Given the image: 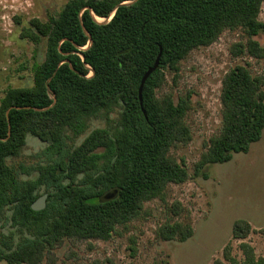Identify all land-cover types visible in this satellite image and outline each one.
I'll return each instance as SVG.
<instances>
[{
	"label": "trees",
	"instance_id": "1",
	"mask_svg": "<svg viewBox=\"0 0 264 264\" xmlns=\"http://www.w3.org/2000/svg\"><path fill=\"white\" fill-rule=\"evenodd\" d=\"M125 2L134 3L119 7L107 24L94 21L89 10L79 19L88 7L98 19H106ZM263 3L70 0L59 18L46 23L33 19L22 29V39L35 44L46 41V54L34 71L33 86L8 90L0 105V211L12 206L15 224L48 225L39 238L25 240L5 255L7 264H40L45 252L65 239L107 241L118 227L138 219L145 203L162 198L169 185L189 179L185 167L170 152L192 139L186 123L190 101L189 97L182 98L174 104L171 96L157 97L164 83V68L177 71L191 51L212 45L226 30L242 29L250 38L246 46H235L236 56L247 50L255 59H263L264 49L251 39L264 32V23L259 20ZM81 24L92 40L85 51L79 49L86 48L90 39ZM160 53L159 68L144 85L141 107V80ZM51 78L48 87L56 97L55 104L47 91ZM262 84V79L244 66L225 75L222 128L209 140L195 166L197 172L207 165L229 162L234 154L248 152L260 140L264 130ZM113 108L120 110L114 135L95 130L78 147L66 150L69 130L79 132L87 119ZM28 136L54 148L58 159L39 169L36 182L18 184L6 162L21 155ZM99 149L105 150L108 162L96 172L99 157L95 152ZM79 176L82 179L76 182ZM40 186L52 192L47 208L35 212L31 206L39 199L36 192ZM113 191L115 197L104 200ZM251 233L250 224L244 220L233 227L234 240H245ZM192 234L189 224H166L158 232L164 241H185ZM240 250L242 259L233 256L228 245L223 260L214 264H264V258H257L250 244L242 243Z\"/></svg>",
	"mask_w": 264,
	"mask_h": 264
},
{
	"label": "rangeland",
	"instance_id": "2",
	"mask_svg": "<svg viewBox=\"0 0 264 264\" xmlns=\"http://www.w3.org/2000/svg\"><path fill=\"white\" fill-rule=\"evenodd\" d=\"M69 1L0 0V105L8 90L33 86L34 71L45 59L46 41L35 44L22 39V29L29 27L33 19L46 23L59 18ZM259 20L264 23V3ZM249 39L242 29L226 30L212 45L191 51L178 64L177 71L164 68V83L157 90V97L171 96L174 104L182 98L189 97L190 101L186 123L192 139L170 152L185 167L189 179L183 184L169 185L162 198L145 203L141 216L126 227H118L109 240L65 239L45 252L40 264H214L223 260L228 245L232 246L233 256L242 259V243L250 244L257 258H264V130L248 152L234 154L224 164L207 165L200 172L195 168L209 140L222 128L221 91L225 75L237 66L247 67L254 77L262 79L264 93V58L255 59L247 50L240 56L234 54L235 46H246ZM251 39L264 49L263 31ZM119 112V108L108 113L100 111L87 119L83 130H69L66 150L78 147L95 130H107L114 135ZM95 154L99 157L98 172L107 165L108 158L104 149ZM57 159L54 148L28 136L21 155L8 159L6 164L16 182L25 184L36 182L39 169L53 165ZM81 179L79 176L76 182ZM51 192L45 186L36 192L39 198L47 195L46 208ZM13 213L12 206L0 211V264H7L5 255L25 240L39 238L48 225L15 224ZM241 220L250 224L253 233L245 240H234L233 227ZM166 224H189L193 234L185 241H164L158 232Z\"/></svg>",
	"mask_w": 264,
	"mask_h": 264
},
{
	"label": "water",
	"instance_id": "3",
	"mask_svg": "<svg viewBox=\"0 0 264 264\" xmlns=\"http://www.w3.org/2000/svg\"><path fill=\"white\" fill-rule=\"evenodd\" d=\"M134 2H135V1H134ZM134 2H125V3H121V4L117 5V6L115 7V9L110 13L109 17L106 18V19H104V22H100V21H98V18L95 17V15L91 12V9H90L89 7L86 8V9H83V10L81 11V13H80V15H79V19L81 20L82 14H83V12H84L85 10H89L90 15L92 16V18L94 19V21H96L98 24H107V23H109V22L112 20V18L114 17V15H115V13H116V11H117V9H118L119 7H121V6H125V5H130V4H133ZM81 26H82V29H83L85 35L88 36L89 39H90V36H89V34L87 33V31L85 30L84 26H83L82 24H81ZM91 45H92V40L90 39V40H89V44H88V46H87L86 48H84V49H79V48L77 47V49H79V51H85V50H87L88 48H90ZM78 55L81 57L82 60H84V56H83L82 54H78ZM160 60H161V53H160L159 56L157 57V59H156L154 65H153V67L150 68V69L145 73V75L143 76V78H142V80H141V84H140V88H139V101H140V105H141V107H142V105H143L142 93H143L144 85H145L146 81L148 80V78H149V77H150V76H151V75H152V74H153V73L159 68ZM66 63H68V62H66ZM62 64H64V63H61L59 66H61ZM88 68H89V67H88ZM55 74H56V72L54 73V75L52 76V78L55 76ZM93 75H94V71L91 70V76H93ZM52 78L49 79L48 82H47V88H48L47 91H48L49 97L53 100V102H54V104H55V103H56V97H55L54 93H53V92L49 89V87H48V86H49V83H50L51 80H52ZM36 111H38V112H39V111H46V109H44V110H37V109H36ZM8 113H9V111L7 112V115H8ZM115 195H116V191H113V192H111V193H108L107 195H105L104 200L112 199V198L115 197ZM46 201H47V195H43L42 197H40L39 199H37V200L32 204L31 209H32L33 211H35V212L43 211V210L46 208Z\"/></svg>",
	"mask_w": 264,
	"mask_h": 264
}]
</instances>
